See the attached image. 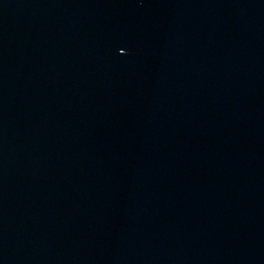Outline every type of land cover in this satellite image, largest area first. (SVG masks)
<instances>
[{
	"label": "water",
	"instance_id": "95a60500",
	"mask_svg": "<svg viewBox=\"0 0 264 264\" xmlns=\"http://www.w3.org/2000/svg\"><path fill=\"white\" fill-rule=\"evenodd\" d=\"M0 264H264V0H0Z\"/></svg>",
	"mask_w": 264,
	"mask_h": 264
}]
</instances>
